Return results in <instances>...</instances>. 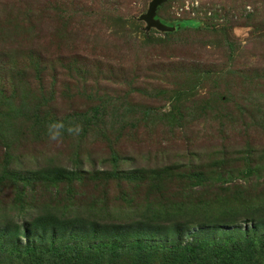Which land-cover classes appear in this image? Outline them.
I'll return each mask as SVG.
<instances>
[{"label":"trees","instance_id":"1","mask_svg":"<svg viewBox=\"0 0 264 264\" xmlns=\"http://www.w3.org/2000/svg\"><path fill=\"white\" fill-rule=\"evenodd\" d=\"M36 3L0 0V264H264L261 53L246 69L204 63L200 51L221 34L215 10L204 26L167 24L175 30L156 42L145 32L140 47L159 73L135 71L110 91L123 67L62 59L81 11L55 14L65 37L47 56ZM182 29L195 31L173 37ZM219 44L226 62L243 55ZM57 120L82 132L49 142ZM164 135L182 138L181 150L160 147Z\"/></svg>","mask_w":264,"mask_h":264},{"label":"rangeland","instance_id":"2","mask_svg":"<svg viewBox=\"0 0 264 264\" xmlns=\"http://www.w3.org/2000/svg\"><path fill=\"white\" fill-rule=\"evenodd\" d=\"M150 1L34 0V2H37L36 6L46 12V16L41 24L40 48L45 51L47 56L49 52L53 55L54 51H57L56 45L59 44L57 42H59L60 38H64L65 35L62 34L59 38L55 14L61 12L65 15H68V13L71 15V12H76L78 9L82 15L77 16V20L73 19L72 24L68 27L74 33L72 32L71 37L65 40L64 44H61V50L64 52L61 54L62 59L66 57L64 59L66 61L72 57H86V60L91 63L90 66L93 69L95 64L100 65L98 63L99 60L103 61L106 59L109 63L113 62L115 63V65H112L113 68L119 69V67H123L124 71H120V73L117 70L112 72L114 76H117L119 73L121 82L116 84V80L110 78L112 81L107 84L108 89L113 91L115 88H125V81H133L132 78L135 76V71H137L139 79L143 78L144 75L150 76L153 72L158 71L159 73L158 68L146 63V58L151 53L150 50L140 47L144 40L145 23L139 21L138 17L146 12ZM215 10L219 14L217 28L221 30V34L210 35L209 46H205L204 50L200 51L198 57L204 63L220 65L216 66L217 68L222 66L232 69L254 67L256 55L261 53L260 58H264V45L255 44L256 38L264 35V0H171L157 9L156 17L162 21H166L163 24L168 27L169 25L167 24L169 23L188 18L197 20L201 23V26H204L207 23V17ZM197 25L196 21L185 23V26L190 28H195ZM194 31L182 29L176 35H173V37H182ZM205 33L208 34L207 32ZM148 35L155 42L165 37L155 30H150ZM222 37H226L230 42H234L240 49H243V55L230 62H226L223 59L225 49L219 46ZM193 48L201 49L199 45H195ZM180 50L188 54V47H183ZM159 51H155V53L163 58L175 56L173 52ZM138 58L141 59V63ZM223 63H226V65ZM106 67L107 65H104V71ZM59 71L61 74L65 73L61 69ZM89 71L91 70L89 69ZM62 77L59 80L63 79ZM92 77L95 79V74H92ZM154 77L147 78L154 79ZM96 79H98L97 76ZM135 95L138 94L136 93ZM60 104L63 105L62 102ZM167 108H162L161 110H166ZM232 120H238V117L234 116ZM189 121L192 125L198 122L197 119H190ZM200 128H203V125H200ZM203 132L196 136L197 140L204 136ZM157 138L160 140L159 144L163 149L169 147V150L177 152L181 150L182 138L166 137V135L163 137L158 136ZM115 192L112 195H115ZM241 226L244 227V225ZM186 242H191V239L183 240L182 244Z\"/></svg>","mask_w":264,"mask_h":264},{"label":"water","instance_id":"3","mask_svg":"<svg viewBox=\"0 0 264 264\" xmlns=\"http://www.w3.org/2000/svg\"><path fill=\"white\" fill-rule=\"evenodd\" d=\"M171 0H151L148 4L146 12L138 17L139 21L145 23V32H149L151 29H155L159 33H168L175 30V27H168L156 19L157 9Z\"/></svg>","mask_w":264,"mask_h":264},{"label":"clouds","instance_id":"4","mask_svg":"<svg viewBox=\"0 0 264 264\" xmlns=\"http://www.w3.org/2000/svg\"><path fill=\"white\" fill-rule=\"evenodd\" d=\"M82 132V126L79 123H70L65 125L63 121L57 120L47 125L46 135L49 142L60 144L63 142L65 133L72 136H79Z\"/></svg>","mask_w":264,"mask_h":264}]
</instances>
